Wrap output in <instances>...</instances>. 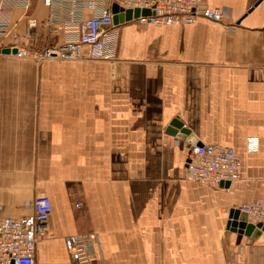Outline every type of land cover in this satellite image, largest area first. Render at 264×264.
Instances as JSON below:
<instances>
[{"label": "crops", "instance_id": "0c3cea01", "mask_svg": "<svg viewBox=\"0 0 264 264\" xmlns=\"http://www.w3.org/2000/svg\"><path fill=\"white\" fill-rule=\"evenodd\" d=\"M204 2L235 29L132 20L112 61L0 55V218L51 200L36 264H73L65 239L81 233L99 236V264H264V233L228 229L232 209L264 201V0ZM6 12L12 38L26 35L28 15H50L42 0ZM175 119L233 148L241 179L228 189L188 180L192 146L167 133Z\"/></svg>", "mask_w": 264, "mask_h": 264}, {"label": "built area", "instance_id": "2783aa9c", "mask_svg": "<svg viewBox=\"0 0 264 264\" xmlns=\"http://www.w3.org/2000/svg\"><path fill=\"white\" fill-rule=\"evenodd\" d=\"M50 15L43 21L27 16L25 36L11 37L15 25L3 19L7 10H31L32 0H0V51L8 49L17 58L51 60L112 61L118 49V28L114 24L113 6L123 10H148L150 15L135 19L141 24L156 26L195 24L208 20L225 24L231 30L227 14L220 8H210L204 0H42ZM121 26V25H120ZM11 38L10 42H7ZM40 39L57 40L38 47ZM16 53L13 54V51ZM2 55V54H0ZM258 137L247 140L248 150L260 151ZM186 163L187 179L199 184L222 188L223 183L241 179V161L233 148L205 144L192 146ZM187 160V161H188ZM80 207V205H79ZM249 221L264 226V201H253L239 208ZM52 202L40 196L34 202L32 215L22 218H0V264H36L38 242L49 237L47 222ZM95 233L68 236L65 239L73 264H97L93 254L98 243Z\"/></svg>", "mask_w": 264, "mask_h": 264}, {"label": "water", "instance_id": "95a60500", "mask_svg": "<svg viewBox=\"0 0 264 264\" xmlns=\"http://www.w3.org/2000/svg\"><path fill=\"white\" fill-rule=\"evenodd\" d=\"M114 14V24L117 26L123 25L127 22L139 18L141 15L146 16L150 15L148 10H123L118 5H114L113 8ZM16 51H13V54ZM2 55H9L10 51L8 49L0 51ZM167 133L171 136H174L182 141L189 143L191 146L202 147L205 144L200 142L196 136L191 134L190 130L185 128L184 124L179 120L175 119L171 125L167 128ZM189 160L187 161V163ZM187 166V165H186ZM231 183H223L222 188H229ZM228 229L233 232H238L244 234L248 237L256 238L257 236L264 233V226L262 224H253L249 221V217L246 213L242 212L240 209H232L229 213V222Z\"/></svg>", "mask_w": 264, "mask_h": 264}, {"label": "rangeland", "instance_id": "374dc122", "mask_svg": "<svg viewBox=\"0 0 264 264\" xmlns=\"http://www.w3.org/2000/svg\"><path fill=\"white\" fill-rule=\"evenodd\" d=\"M45 46H47V43H46V45H44L42 48H44ZM16 58H17V57H16ZM18 59H30V60H34V61H36V62H38V63H44V62H47V60H45V61H39L38 59L30 58V57H29V58H18ZM212 145H214V144H212ZM215 146H218V145H215ZM218 147H224V146H218ZM225 148H229V147H225ZM186 163H187V162H186ZM186 178H187V176H186ZM188 180H189V179H188ZM211 188H212V187H211ZM251 202H253V201L248 202V204L251 203ZM245 204H247V203H245ZM243 205H244V204H243ZM77 208H79V205H77ZM84 234H90V233H81V234H76V235H84ZM71 236H74V235H71ZM98 238H99V236H98ZM98 242H99V240H98ZM65 243H66V242H65ZM97 245H98V243L95 245V248H96ZM68 253H69V250H68ZM69 255H70V253H69ZM93 256H94V258H95L97 264H99L101 258H98V257H97V251L94 252Z\"/></svg>", "mask_w": 264, "mask_h": 264}, {"label": "bare ground", "instance_id": "6f19581e", "mask_svg": "<svg viewBox=\"0 0 264 264\" xmlns=\"http://www.w3.org/2000/svg\"><path fill=\"white\" fill-rule=\"evenodd\" d=\"M208 21V20H207ZM210 22V21H209ZM197 23V22H196ZM213 23V22H212ZM216 24V23H215ZM182 25H184V24H182ZM169 26H174V25H169Z\"/></svg>", "mask_w": 264, "mask_h": 264}]
</instances>
